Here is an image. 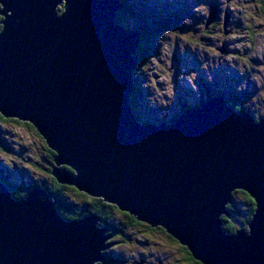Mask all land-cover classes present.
<instances>
[{
	"label": "water",
	"instance_id": "95a60500",
	"mask_svg": "<svg viewBox=\"0 0 264 264\" xmlns=\"http://www.w3.org/2000/svg\"><path fill=\"white\" fill-rule=\"evenodd\" d=\"M0 6V114L36 129L59 183L164 228L203 264H264V118L212 97L174 123L146 119L131 105L140 31L116 22L121 0ZM216 18L214 8L207 25ZM235 191L256 211L231 234L221 217ZM47 194L17 200L0 181V264L106 260L109 229L96 215L65 221Z\"/></svg>",
	"mask_w": 264,
	"mask_h": 264
},
{
	"label": "rangeland",
	"instance_id": "374dc122",
	"mask_svg": "<svg viewBox=\"0 0 264 264\" xmlns=\"http://www.w3.org/2000/svg\"><path fill=\"white\" fill-rule=\"evenodd\" d=\"M125 1L131 4V12H122L119 21L144 30L141 48L134 55L138 64L131 104L146 119L158 125L170 122L185 111L184 104L198 109L197 104L207 102V94L223 97L228 104L236 98L249 114L264 117V0ZM214 8L217 18L208 26ZM63 11L60 5L58 12ZM0 147V171L9 184L20 188L25 180L29 182L18 193L26 196L12 198H26L32 189L41 188V178L53 176L43 171L53 169L48 164L49 148L36 130L0 121ZM30 184L32 189L27 188ZM235 197L239 199L233 193ZM43 198L55 203L51 195ZM112 221L119 226L125 219L116 213ZM124 235L123 243L113 236L107 243L119 259L114 264H191L182 261L179 245L156 229L130 227Z\"/></svg>",
	"mask_w": 264,
	"mask_h": 264
},
{
	"label": "trees",
	"instance_id": "16d2710c",
	"mask_svg": "<svg viewBox=\"0 0 264 264\" xmlns=\"http://www.w3.org/2000/svg\"><path fill=\"white\" fill-rule=\"evenodd\" d=\"M122 2L125 4L126 1L122 0ZM122 12V11H121ZM121 12L117 13V22L121 23L122 19H120ZM2 18L0 17V22ZM121 20V22L119 21ZM2 30V26L0 25V31ZM237 99L232 98L231 103H233V108H239L243 109L238 103H236ZM203 104H200L201 107H203ZM188 109H191L188 105L186 106ZM179 117V115L175 116L173 120H170L168 123H174L175 120ZM0 121L3 123H15L18 125L27 126L30 129L36 130L30 123L23 122L18 119H7L3 115L0 114ZM256 121H260L259 118L256 119ZM38 133V132H37ZM39 134V133H38ZM40 135V134H39ZM42 138V137H41ZM43 139V138H42ZM47 146V145H46ZM1 148V147H0ZM48 153L50 154L49 161L50 163V169L53 168V163L55 161L56 154L52 150L48 149ZM65 169V167H63ZM71 173H73L70 169H67ZM45 172L52 173L49 170H43ZM49 178V177H48ZM51 182L47 184L48 188L44 186V188L48 191L49 195H51L54 200L57 202L56 208L58 213L63 216V218L67 220H74L75 219H81L83 216H86L87 214L90 215H96L99 217L98 219L101 221V227L108 228L109 231L112 233L111 235L113 238L118 239V242H122L124 239V230L129 229L130 227L134 228H142L143 225H145L146 232L147 231H153V228L156 229H162L167 233L165 229L162 227H152L144 222L138 221L134 216L130 215L129 213L120 211L115 205L107 204L100 198H93L90 197L88 194L81 192L77 188L65 184H61L57 181V179L54 176L50 177ZM2 180L3 183H5L9 189V191L12 193L13 197L21 198L26 196V194H18L21 192V190L29 184L28 180H25L23 184H20V188L14 187L13 184H9V181H7L6 176H3V173L0 171V181ZM47 178H41L40 182L41 185L45 183V181H48ZM33 183V182H32ZM34 184V183H33ZM27 193V192H26ZM234 194L238 195L239 199H236L235 197V205H229L228 210L230 211V216H222V220L224 222L223 229L227 233L234 234L239 229H246L248 230V223L252 220L253 215L256 211V203L255 201L244 191H235ZM83 201V202H81ZM82 209V212L80 211ZM116 213H120L124 216L125 221L120 223L118 226L116 223H113L112 218L114 219V215ZM244 214V215H243ZM247 227V228H246ZM168 234V233H167ZM171 238L174 239L170 234H168ZM115 239V240H116ZM176 240V239H175ZM177 241V240H176ZM111 242V241H110ZM125 242V241H123ZM122 242V243H123ZM178 242V241H177ZM180 246L181 243L178 242ZM109 246L107 247L106 251L104 252V256L106 260L102 261L100 264H114L115 262H118L119 259L113 254L109 252ZM183 249H186V253L190 256L192 261H197L192 254L190 253L189 249L185 246H182ZM111 249V248H110ZM112 250V249H111ZM200 264H203L199 261H197Z\"/></svg>",
	"mask_w": 264,
	"mask_h": 264
},
{
	"label": "flooded vegetation",
	"instance_id": "af4514ba",
	"mask_svg": "<svg viewBox=\"0 0 264 264\" xmlns=\"http://www.w3.org/2000/svg\"><path fill=\"white\" fill-rule=\"evenodd\" d=\"M122 12H131V4L130 3H128V2H126L125 3V8L122 10ZM121 12V13H122ZM139 28V30L141 31V35L143 36V34H144V30H142L140 27H138ZM142 36H141V39H142ZM140 55V54H139ZM208 95V94H207ZM204 103V102H203ZM202 104V103H201ZM198 106H200V104H197V107ZM185 107H186V105L184 104V105H182V108H183V110L185 109ZM181 108V109H182ZM236 109H238V110H240L239 108H236ZM48 170V169H47ZM47 179H49L48 181H45V183L44 184H42L41 185V183L39 184V186L43 189V190H45L44 189V186H46L47 188H48V186H47V184L48 183H50L51 182V179H50V177L49 178H47ZM32 185H33V187H34V184L32 183ZM27 188L28 189H30L31 188V184L30 185H28L27 186ZM26 190V188L24 187L23 189H22V191L24 192ZM46 191V190H45ZM80 211L82 212V209H80ZM145 227V225H143V228ZM153 229H156V228H153ZM156 230H158V231H160L163 235H165L167 238H168V240L171 242V243H174V244H178L179 245V243L175 240V239H173V238H171L165 231H163L161 228L159 229H156ZM145 231H146V229H145ZM179 247H180V255L182 256V261H189V262H191V264H200V263H198V262H196V261H192L191 260V258H190V256L186 253V249H183V247L182 246H180L179 245ZM144 256V258H145V255H142V257ZM141 261H144L145 259H140ZM141 261H139V262H141ZM138 261H137V263H139ZM145 262H146V260H145ZM160 264H163V263H160Z\"/></svg>",
	"mask_w": 264,
	"mask_h": 264
},
{
	"label": "clouds",
	"instance_id": "9594fccd",
	"mask_svg": "<svg viewBox=\"0 0 264 264\" xmlns=\"http://www.w3.org/2000/svg\"><path fill=\"white\" fill-rule=\"evenodd\" d=\"M121 1H122V0H121ZM123 4H124V3H123ZM124 8H125V4H124ZM121 11H122V10H121ZM121 11H119V12H121ZM0 16H1V15H0ZM116 17H117V15H116ZM1 18H2V20H3V17H1ZM2 20H1V21H2ZM117 23H118V22H117ZM0 25H1V22H0ZM1 26H2V25H1ZM126 28H127V29H130L129 27H126ZM135 31H140V30H139V28H138V29L135 28ZM140 37H141V31H140ZM139 48H140V46H139ZM139 48H138V49H139ZM138 49H137V51H138ZM136 53H137V52H136ZM134 88H135V87H134ZM134 92H135V90H134ZM133 94H134V93H133ZM208 96L211 97L212 95H209V94H208ZM208 96L205 97V99H206L207 101H208L209 98H210V97H208ZM212 97H218V98H220L219 96H212ZM212 97H211V98H212ZM231 100H232V99H230L229 102H230V104L233 106V103H231ZM131 103H132V98H131ZM205 103H206V102H204V104H205ZM131 105H132V104H131ZM186 106H187V105H186ZM132 107H133V106H132ZM198 107H199V106H198ZM200 107H201V106H200ZM200 107H199V108H200ZM186 109H188V108L185 107L184 110H186ZM191 109H192V108H191ZM235 110H237L238 113H241L242 111H244V109H242V110H241V109L238 110V109H236V108H235ZM245 111H246V110H245ZM246 112H247V111H246ZM180 114H181V113H180ZM177 118H178V117H177ZM254 118H255V117H254ZM262 118H264V117H260L259 119H262ZM255 119H257V118H255ZM163 123H165V122H162L161 124H163ZM166 123H168V122H166ZM161 124H160V125H161ZM156 125H158V124H156ZM48 194H49V193H48ZM233 200L235 201V199H233Z\"/></svg>",
	"mask_w": 264,
	"mask_h": 264
},
{
	"label": "bare ground",
	"instance_id": "6f19581e",
	"mask_svg": "<svg viewBox=\"0 0 264 264\" xmlns=\"http://www.w3.org/2000/svg\"><path fill=\"white\" fill-rule=\"evenodd\" d=\"M62 6V5H61ZM59 8V7H58ZM60 11V10H59ZM125 14V13H124ZM134 29V28H133ZM141 48V47H140ZM136 56V55H135ZM202 62V61H201ZM201 65V64H200ZM136 68V67H135ZM249 80H251V79H249ZM210 99V98H209ZM206 102V101H205ZM54 164V163H53ZM63 167H65V166H61V167H59L60 169H63ZM51 170V169H50ZM66 170V169H65ZM53 171V170H52ZM68 171V170H67ZM51 175H52V173H51ZM2 181V180H1ZM66 185V184H65ZM36 187V186H35ZM42 187V186H41ZM74 187V186H73ZM76 188V187H75ZM32 189V188H31ZM45 189V188H44ZM33 190V189H32ZM46 190V189H45ZM30 191V190H29ZM47 191V190H46ZM49 191V190H48ZM47 191V192H48ZM90 197H93V198H97V197H94V196H91L90 195ZM101 199V198H100ZM103 200V199H102ZM61 216V215H60ZM62 218H63V216H61ZM65 221H67V222H70V220H67V219H65V218H63ZM72 221V220H71ZM222 227H223V225H222ZM247 228V227H246ZM164 229V228H163ZM248 229V228H247ZM224 230V229H223ZM249 230V229H248ZM175 239V238H174ZM177 240V239H176ZM178 241V240H177ZM108 243V242H107ZM107 245V244H106ZM184 246V245H183ZM190 251V250H189ZM190 253H191V251H190ZM192 254V253H191ZM193 256V255H192Z\"/></svg>",
	"mask_w": 264,
	"mask_h": 264
}]
</instances>
